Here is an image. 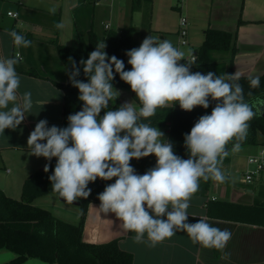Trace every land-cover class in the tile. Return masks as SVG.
Listing matches in <instances>:
<instances>
[{
    "label": "clouds",
    "instance_id": "clouds-1",
    "mask_svg": "<svg viewBox=\"0 0 264 264\" xmlns=\"http://www.w3.org/2000/svg\"><path fill=\"white\" fill-rule=\"evenodd\" d=\"M56 11L55 7L49 8L50 13ZM55 27L62 29L64 24ZM8 35L17 49L31 44L15 30ZM106 47L104 41L98 43L88 59L80 61L87 82L77 79L80 68L71 61L69 80L79 90L82 109L68 116L64 128L48 127L47 120L36 123L27 140L31 155L49 162L56 158L49 180L53 192L68 204L78 198L87 199L90 182L115 178L99 194V210L114 213L126 230L136 234L137 242H142L146 234L155 246L179 230L186 232L193 243L223 250L231 232L211 226L205 218L188 223L187 209L201 179L226 182L228 177L221 165L229 154L228 145L232 144L231 152H238L247 138L255 113L244 100L243 87L230 82L238 77L192 73L195 61L179 63L185 60V52L158 37L148 36L138 48L126 52L131 65L127 71L123 60L108 56ZM22 59L18 51L14 56H0V133L15 130L33 108L30 91L18 95L21 78L15 66ZM114 73L130 85L140 107L125 103L100 117L109 101L120 95L112 84ZM259 85V76L250 78L251 87ZM209 97L217 101L211 114L199 117L184 136L187 159L175 154L172 142L164 138L162 131L142 122V118L154 116L157 108L169 104H178L187 112L197 106L207 109ZM149 155L156 157L155 167L137 174L130 161ZM49 167L46 164L44 171L48 172Z\"/></svg>",
    "mask_w": 264,
    "mask_h": 264
},
{
    "label": "crops",
    "instance_id": "crops-1",
    "mask_svg": "<svg viewBox=\"0 0 264 264\" xmlns=\"http://www.w3.org/2000/svg\"><path fill=\"white\" fill-rule=\"evenodd\" d=\"M103 1L0 0V56H14L18 51L23 57L15 66L21 78L18 95L22 96L24 92L30 91L33 99V108L30 113H26L22 123L15 130L5 129L4 133H0V190L7 196L14 192L17 198L9 196L11 198H21L25 181L46 165V159L31 155V149L27 145L29 134L34 130L36 123L47 120L48 127L64 126V94L54 82H66L67 69L60 58L56 43L72 46L77 36L78 39L87 40L92 28L100 35L105 30H116L113 28V18L119 20L118 12L116 10L117 13L113 12L111 6L106 19ZM212 2L213 5L216 4L214 20L219 27L217 30H224L235 36L237 53L234 58L233 74L262 76L264 0H239V3L238 0ZM51 7L57 9L54 14L49 12ZM135 9L132 6V11ZM9 13L16 14L17 17L10 16ZM58 23H63L64 27L57 29L55 25ZM123 23L125 25L126 22ZM117 27L122 28L119 25ZM12 30L31 41L30 46L15 48L8 35ZM30 71H34L39 77L28 75ZM117 91L121 96V99L117 98L119 101L132 103L127 91ZM125 94L129 99H124ZM11 106L10 104L9 108ZM260 110L264 111V105ZM166 133L168 138L167 129ZM258 141L259 143L250 149L256 152L248 154L247 159L264 150V139L259 137ZM247 159L243 161L242 157L234 159L229 157V163L222 165L221 169L228 178H231L238 173L239 168L243 166L247 168ZM2 164H23L25 167L19 168L21 175L15 172L12 177H8L10 171L2 169ZM30 165H34V169L30 170ZM258 182L264 183V172L257 176L248 188L240 186L248 184L245 181L233 183L227 179L226 182L219 183L211 180L207 191L199 188L191 197L187 209L189 215L187 222L196 223L200 218H205L213 227L228 229L232 237L223 250L205 248L193 243L186 232L179 230L170 239H165L155 246L151 245L146 234L142 242H137L136 234L126 230L123 221L112 212L100 211V204L96 203L89 206L83 240L87 243L101 244L118 239L120 249L133 255V264H264V212L258 214L248 211L244 216L239 217L236 213L234 218H227L231 214L224 216L221 213V204L218 203L227 202L237 207L239 205L250 208L254 203L264 201V187L259 190ZM76 216L81 217V213H77Z\"/></svg>",
    "mask_w": 264,
    "mask_h": 264
},
{
    "label": "trees",
    "instance_id": "trees-1",
    "mask_svg": "<svg viewBox=\"0 0 264 264\" xmlns=\"http://www.w3.org/2000/svg\"><path fill=\"white\" fill-rule=\"evenodd\" d=\"M205 39L201 46L195 51L197 61L190 68L192 73L201 72L207 74L213 72L218 76H232L234 67V58L237 53L235 36L224 30L208 29L204 32ZM104 41L107 45L104 51L108 56L115 55L125 63V70H130L131 65L127 63L128 56L126 52L138 48L140 45L136 42L134 31L131 28H121L117 30H105L100 35L93 28L88 33V39L79 38L78 45L66 46L56 43L61 60L67 69V80L64 83L54 82V85L63 92V118L64 127L68 126V116L80 111L83 106L79 97V90L72 86L69 80V74L72 69V60L80 68L78 80L87 82V77L83 72V66L80 61L87 60L89 54L95 50L98 43ZM71 58V60H70ZM30 76L39 77L34 71L27 73ZM112 81L116 90L129 91L131 98L140 106L139 100L132 92L130 85L123 82L119 74H115ZM238 80L230 81L239 83L243 87L244 100L252 107L255 116L249 122L247 138L242 142V146L257 145L258 139H264V111L261 106L264 105V74L259 76V87L250 86L248 76H236ZM217 101L209 97V107H195L191 112L182 110L178 104L167 105L157 108L154 116L142 118V122L150 124L152 127L165 128L168 130V138L173 144L176 155L187 159L188 151L184 147V136L189 133L191 128L197 122L199 117L205 114H211ZM122 103L115 99V104L111 110L118 109ZM101 117L105 112L101 111ZM232 144L228 145L229 150ZM229 163L227 155L222 165ZM49 164V171L45 172L44 168L35 172L33 176L27 179L23 186V192L20 199H14L7 196L0 190V251L7 250L15 254V258L4 264H27L31 259H38L46 264H133V255L120 249L118 239L101 244L87 243L83 240L84 226L89 206L93 203L100 204L98 196L105 187L115 182L112 180L97 179L90 182L88 188L91 194L84 198H78L81 201V220L79 224L73 225L57 219L49 210L35 206L33 204L36 198L55 194L52 190V183L49 180L54 172L56 158H53ZM131 166L137 174H144L147 170L155 167L156 157L149 155L139 160L130 161ZM221 165V166H222ZM211 184V179L204 181L201 179L199 188L207 191ZM264 198V192H263ZM221 204V213L223 215L231 214L230 217L237 213L244 216L248 211L258 214L264 212V201L254 203L252 207L239 206L227 202H218ZM230 207L232 208L230 210ZM238 217V218H239Z\"/></svg>",
    "mask_w": 264,
    "mask_h": 264
},
{
    "label": "rangeland",
    "instance_id": "rangeland-1",
    "mask_svg": "<svg viewBox=\"0 0 264 264\" xmlns=\"http://www.w3.org/2000/svg\"><path fill=\"white\" fill-rule=\"evenodd\" d=\"M117 3L119 4L118 7L116 6ZM103 5H105L106 8V19L109 16L111 6H113V12L115 10L118 12L119 20L117 21L116 18H113V28L117 30L119 28L117 25H119L122 26V28L133 29L135 40L139 45H141L142 41L148 36L158 37L161 41L169 40L172 44H176L178 42V25L181 17H185L188 21V40L190 45L184 47L183 51L185 54H190L195 52L201 46L205 39L204 32L206 30L210 28H219L217 27V22L214 20V15L216 14V4L213 5L212 0H184L183 3L178 0H104ZM132 6L136 8L133 11ZM124 21L126 22L125 25H123ZM78 40L77 36L76 41ZM76 41L72 46H76V44H78ZM127 92L130 94L131 98V93L129 91ZM118 97L121 99L120 95ZM124 99H129L127 94H125ZM131 101L135 107H140L133 101L132 98ZM111 104L114 106L115 100L109 101L108 108L103 109V111L106 112L110 110L113 107ZM158 129L164 133V138L167 140L166 129ZM121 135H123V133H121ZM255 146L256 145L242 146L240 151L234 153L229 151L228 155L232 159L242 157L243 161H246L248 154L256 152V150L250 151V149ZM18 156L20 155L18 154ZM24 167L23 164H2V169H5V171L8 169L10 171V173L7 174L8 177H12L15 172H17L18 175H21L22 173H20L21 171L19 168L24 169ZM29 167L30 170L34 169V165H30ZM245 169V166H243V168H239L238 173L228 179L233 183H244ZM231 171L234 173L233 169H231ZM257 184L259 190L264 187L263 182H258ZM8 196L17 198L14 192L9 193ZM33 204L49 210L57 219L64 222L77 225L81 220V217L76 216L77 213H81L80 207L62 202L60 197L55 194L36 198ZM14 258V253L7 250L0 251V264L10 262ZM27 264L46 263H43L38 259H31Z\"/></svg>",
    "mask_w": 264,
    "mask_h": 264
},
{
    "label": "built area",
    "instance_id": "built-area-1",
    "mask_svg": "<svg viewBox=\"0 0 264 264\" xmlns=\"http://www.w3.org/2000/svg\"><path fill=\"white\" fill-rule=\"evenodd\" d=\"M180 2H184V0H178ZM10 16L17 17L16 14L9 13ZM183 21V22H181ZM106 28H109V26H106ZM178 42L176 44H173L174 47L180 49L183 51L184 47H187L190 45L188 37V21L185 17H181L179 25H178ZM197 61V55L195 52L190 54H185V60H181L179 63L181 64H187L191 61ZM262 172H264V150L258 153L257 155H252L247 159V168L244 172L245 176V182L248 184L253 183L254 179L259 176Z\"/></svg>",
    "mask_w": 264,
    "mask_h": 264
},
{
    "label": "water",
    "instance_id": "water-1",
    "mask_svg": "<svg viewBox=\"0 0 264 264\" xmlns=\"http://www.w3.org/2000/svg\"><path fill=\"white\" fill-rule=\"evenodd\" d=\"M230 151V150H229ZM240 186L241 187H243V188H248V187H250L251 185L250 184H240ZM61 199V201L62 202H64V203H67L66 201H64L62 198H60ZM68 204V203H67ZM71 205H74V206H78V207H80L81 206V201H78V200H76V201H74ZM224 255V254H223ZM224 257V256H223Z\"/></svg>",
    "mask_w": 264,
    "mask_h": 264
}]
</instances>
